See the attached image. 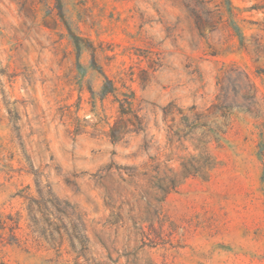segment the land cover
I'll return each instance as SVG.
<instances>
[{
  "label": "rangeland",
  "instance_id": "374dc122",
  "mask_svg": "<svg viewBox=\"0 0 264 264\" xmlns=\"http://www.w3.org/2000/svg\"><path fill=\"white\" fill-rule=\"evenodd\" d=\"M37 184L85 255L33 233ZM9 216L0 264H264V0H0Z\"/></svg>",
  "mask_w": 264,
  "mask_h": 264
},
{
  "label": "trees",
  "instance_id": "16d2710c",
  "mask_svg": "<svg viewBox=\"0 0 264 264\" xmlns=\"http://www.w3.org/2000/svg\"><path fill=\"white\" fill-rule=\"evenodd\" d=\"M209 12L212 11L199 12L195 9L192 10V13L199 23L203 22V19L207 22L209 21L206 17ZM173 181L180 182V180ZM37 185L38 196L29 195L26 197L29 199L28 212L32 222L31 226L33 227V233L37 234V237H43L51 241L57 240L55 236V233H57L62 243V230H64L68 235L71 248L78 253V256L85 255L84 252H86L87 249L88 238L85 234V224L82 213L69 202L61 200L58 196L54 195L50 189L45 191L39 184ZM38 212L42 213L43 222L46 226L41 225ZM0 221L2 229L9 228L11 235L16 237L17 230L20 229L19 221L10 216L8 219H1ZM79 245L81 246L80 248Z\"/></svg>",
  "mask_w": 264,
  "mask_h": 264
}]
</instances>
